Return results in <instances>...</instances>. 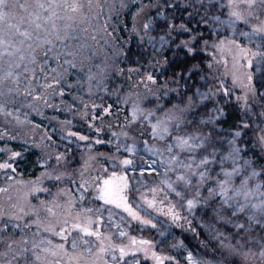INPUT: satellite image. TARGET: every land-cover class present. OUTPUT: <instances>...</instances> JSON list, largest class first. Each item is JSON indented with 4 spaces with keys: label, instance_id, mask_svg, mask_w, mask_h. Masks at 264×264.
Instances as JSON below:
<instances>
[{
    "label": "snow or ice",
    "instance_id": "6c2138e0",
    "mask_svg": "<svg viewBox=\"0 0 264 264\" xmlns=\"http://www.w3.org/2000/svg\"><path fill=\"white\" fill-rule=\"evenodd\" d=\"M131 4V35L123 40L118 31L127 30L121 27V10L129 9L126 0L118 5L0 0V115L24 123L16 113L25 101L47 104L45 93L63 96L61 85L73 88L68 71L97 55L90 40L106 49L102 65L86 74L88 95L94 85L101 102L82 100L83 111L70 108L90 132L66 127L61 139L77 146L84 142L90 152L95 145L114 144L110 156L89 157L111 160V172L101 168L95 178L85 179L81 171L77 179L69 170L67 149L46 151L54 147L50 136L40 143L22 141L16 150L9 146L16 137L0 134V178L6 184L0 193H16L0 203V264H141V258L153 264H264V0ZM133 37L141 56L145 47L151 50L150 59L142 64L136 58V67H120L131 59ZM110 73L139 76L134 87L142 86V91L109 93L105 81ZM101 89L116 97L115 108L99 95ZM233 104L239 112L235 119L229 112ZM26 106L39 114L34 103ZM62 124L71 126L72 121ZM105 129L110 140L99 138ZM92 134L98 138L90 139ZM144 136L153 144L141 140L138 147L137 138ZM32 149L40 151L35 163L41 172L25 180L19 169ZM158 168L164 170L163 187H149L153 198L141 195L137 211L129 203L133 188L128 174L138 173L134 180L144 185L145 172L161 175ZM68 184L75 187L62 186ZM158 191L161 202L171 195L189 215L200 214L205 221L200 227L215 241L211 260L188 250L183 241L171 244L173 254L165 255L152 240L129 236L119 224L115 232L105 229L104 206H114L155 229L166 244L171 225L152 217L160 211ZM89 197L102 202L101 207H85ZM175 208L171 205L163 215L183 227L179 221L184 217Z\"/></svg>",
    "mask_w": 264,
    "mask_h": 264
},
{
    "label": "trees",
    "instance_id": "16d2710c",
    "mask_svg": "<svg viewBox=\"0 0 264 264\" xmlns=\"http://www.w3.org/2000/svg\"><path fill=\"white\" fill-rule=\"evenodd\" d=\"M101 2L106 4L115 3L118 5L120 3V0H101ZM126 2L129 3V9L121 10V27L123 28L126 26L127 30L118 31V35L123 40H127L131 35V28L133 24L131 13L135 11V6L131 4V0H126ZM144 2L147 3V0H144ZM105 11H107V9H105ZM113 15H115V12L113 13ZM101 19H103V17H101ZM114 22L115 21H113V23ZM109 31H111L110 28ZM85 34L86 37L89 35L88 33ZM93 48L97 52V55L92 57L93 60H91L90 63H85L82 65L78 64L77 70L68 71V75L66 77L68 84H71L74 87L67 88L61 85L60 87L64 91L63 96H60L58 94L54 96L44 94V99L47 100V104H45L43 100L33 102L29 99L25 101V109L22 111L21 108L23 107H21L20 111L17 113L20 117V120L24 121V123H17L16 120L12 117H5L3 115H0V134L4 135L5 139H7V137L9 136L16 137V140L12 141L9 144L10 147L15 148L16 150H20L19 145L22 141L26 140L29 144H32L33 142L40 143L41 138L50 136L52 138V143L54 144V147L51 149H46V151L65 152V149H67L66 154H70L72 157L71 160L68 161L69 170L76 174L75 178L77 179H79V173L81 171L84 172L85 179L95 178L97 175V170L101 168H107L109 172L112 171L111 160L104 161L101 159H93L94 163L91 164V159L89 157H99L100 154H104V156H110L113 152L114 144L106 143L102 145H95L90 152L88 149H79V146H77V143L75 142L70 145L66 141L61 139V137L65 135L66 127L68 128V130L72 131L79 130L82 134L90 132V130L84 126V123L80 119L78 112L70 111V108L79 109L80 111H83L81 106L82 100L83 102L88 104H91L93 100H95L96 103L101 102L100 100L96 99V89L94 85L93 95L91 97L88 95L89 82L87 80L86 74L89 68H92L93 71H95V65H102L106 49L98 50L96 47ZM130 49L131 59L121 64L120 67H136V65L132 63V60L136 58H139L142 64L146 60L150 59L149 53L151 52V50L145 47V55L141 56L140 49L137 47V43L134 37L131 40ZM152 55H154V53H152ZM227 70H231L230 63L228 65ZM221 71H225V69L221 68ZM138 79H140V77L135 74H132L129 78V76L127 75L119 76L110 73L109 78H107L105 81V87L107 88V91L109 93L119 88L121 90L120 95L123 96L127 91H142V86L139 89L134 87ZM77 81H79V83ZM99 95L102 96L103 99L108 103H113V107L115 108V96L106 95L103 89L99 91ZM28 103H34L35 106L39 109V114L36 111L30 110L26 106ZM161 103H165V101H161ZM229 112L233 119H235L236 116L239 114L238 109L234 104L229 107ZM126 114L127 111L122 112L121 118H123V116ZM68 120L72 121L71 126H65L62 124L63 121ZM111 131L116 132L115 128H113ZM251 136L252 133H249V138H251ZM96 138L98 137H96L94 134H92L90 137V139L92 140H95ZM99 138L110 140L111 136L108 133V130L105 129V131L101 134ZM141 140H148V136L137 138L138 147L143 146ZM79 145H82V147L86 148L84 142H79ZM138 155H141V153H138ZM39 156V149H32L30 152L27 153V160L21 164V167L19 169L25 174V180L35 179L37 176L40 175L41 169H39L35 163ZM85 161L88 162L84 164ZM100 175L103 176L104 173L101 171ZM134 176L136 175H133L132 172H129L128 177L133 188V192L129 195V203L133 206L134 209H136L137 211H141L140 206L143 205V201H141L139 197L141 195H144L148 199H152L153 195L149 193V187L155 186L157 188H161V183L159 179L152 175H144V177L141 178L144 180V185H137L135 183ZM136 177L139 178V176ZM5 186L6 184L4 180L0 178V187ZM62 186L69 188L75 187V185L70 184ZM137 187L140 188V191H135ZM15 194L16 193L11 189L6 193H0V203L6 202L7 197L9 195L15 196ZM162 195L163 194L159 191L155 194V198L158 201L157 208L160 211H153L152 217L171 225V229L169 232L170 240L166 244L162 242L161 237L155 229L150 228V226L139 225L136 221L131 220L127 216V213L123 212L122 209H116L114 206H104L105 210L103 211V217L104 213L108 212V209H110L112 216H114L115 218L114 221H116V225L119 224L121 229H124L128 232L129 236H134L138 240H152L153 243L156 245L155 250L160 254H173L170 245L178 241H183L184 245L187 247L188 250L193 251L194 254L198 252L200 256H204L205 258L211 260V246L215 244V241L212 240L211 235H209L205 228L200 227L201 224L205 223V221L200 217V214H198L197 218L192 217L187 212H185L182 207L179 206V203L176 198L171 195L168 196V199L163 200L161 202ZM89 201L90 203H86L85 206H94V208L101 207L102 202L92 201L91 197H89ZM173 204L176 205L175 211L179 213L182 217H184V219L179 221V224L183 225V227H178L175 224H172L170 217L163 215V213L168 212L169 207H171V205ZM141 214L143 215V212H141ZM121 217H123V219H121ZM188 221H191V228L195 229V232L190 230L189 225L187 223ZM104 224L106 230L112 232L116 231V228H112V226L109 227V225L107 224L106 217H104ZM195 233H199V235L197 236ZM122 239L125 243H127V238ZM202 243L209 244V248H203L201 246ZM141 264H153V261L150 258L147 260L141 258Z\"/></svg>",
    "mask_w": 264,
    "mask_h": 264
},
{
    "label": "rangeland",
    "instance_id": "374dc122",
    "mask_svg": "<svg viewBox=\"0 0 264 264\" xmlns=\"http://www.w3.org/2000/svg\"><path fill=\"white\" fill-rule=\"evenodd\" d=\"M97 28H99V25H97ZM82 35L83 36H85L86 37V34L85 33H82ZM89 43H91V44H93V47H96L98 50L100 49H104L103 47H101V46H103L102 44H96L95 42H92V41H90L89 40ZM91 60H93L92 58H91ZM51 66L52 67H56V65H55V63H52L51 64ZM68 75V74H67ZM46 94V93H45ZM17 105H19V101L17 102ZM25 109V107H23V108H21V110L23 111ZM10 110H11V106H10ZM17 114V113H16ZM117 129L118 128H115V130H116V132H118L119 131V129H118V131H117ZM148 143L150 144V145H152L153 144V141L148 137ZM71 145V144H70ZM74 145V144H73ZM78 148L79 149H83V150H87V148H84V147H82V145H79L78 144ZM156 147H161V145H159V144H157V145H155ZM76 147V146H75ZM141 155L143 156V159L144 160H148V157L147 156H144L142 153H141ZM89 161V160H88ZM88 161H85L84 162V164H86ZM94 163V160L93 159H91V164H93ZM158 171L161 173V175H157L156 173H151V174H149L147 171L145 172V175H152V176H154V177H156L157 179H159V181H160V183H161V179H162V174H163V169L162 168H158ZM133 175H136V176H139V174L138 173H132ZM136 183V182H135ZM163 187V185L161 184V188ZM166 191V190H165ZM144 196V195H143ZM179 203V202H178ZM180 206V205H179ZM85 207H93L94 208V206H85ZM184 209V208H183ZM185 210V209H184ZM185 212H187L186 210H185ZM109 211L108 212H105L104 213V217H106V219H107V224L109 225V227H111L112 226V228H115V225H116V221H114L115 220V218H114V216H112V214H111V223H109V220H108V217H109ZM198 214L199 213H197L196 214V218H197V216H198ZM193 217V216H192ZM210 235V234H209ZM166 241H167V243H168V241L170 240V234L169 235H167L165 238H164Z\"/></svg>",
    "mask_w": 264,
    "mask_h": 264
}]
</instances>
